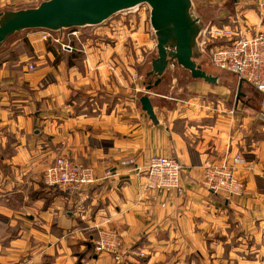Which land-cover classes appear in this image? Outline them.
Listing matches in <instances>:
<instances>
[{
    "label": "crops",
    "instance_id": "obj_1",
    "mask_svg": "<svg viewBox=\"0 0 264 264\" xmlns=\"http://www.w3.org/2000/svg\"><path fill=\"white\" fill-rule=\"evenodd\" d=\"M230 11L246 35L264 33V0ZM104 24L56 43L28 31L0 49V264H114L94 251L99 229L120 237L127 264H264L263 96L229 104L230 87L169 71L147 94L154 122L118 46L94 44ZM156 155L182 165L179 191L146 188ZM236 155L242 194L208 192L203 168ZM59 156L91 167L95 184L71 196L46 187Z\"/></svg>",
    "mask_w": 264,
    "mask_h": 264
},
{
    "label": "water",
    "instance_id": "obj_2",
    "mask_svg": "<svg viewBox=\"0 0 264 264\" xmlns=\"http://www.w3.org/2000/svg\"><path fill=\"white\" fill-rule=\"evenodd\" d=\"M146 5L154 41L146 84L139 99L141 109L155 122L150 104V90L162 80L166 71L180 68L193 80L207 85H219L217 75L206 71V56L200 43L206 27L197 11L196 0H44L37 6L0 11V49L14 36L28 31H40L60 37L71 30L87 29L106 23L113 16ZM238 86V90L240 88Z\"/></svg>",
    "mask_w": 264,
    "mask_h": 264
},
{
    "label": "built area",
    "instance_id": "obj_3",
    "mask_svg": "<svg viewBox=\"0 0 264 264\" xmlns=\"http://www.w3.org/2000/svg\"><path fill=\"white\" fill-rule=\"evenodd\" d=\"M72 36L77 33L73 31ZM42 40L57 42L51 34L42 32ZM216 43V44H215ZM71 51L72 47H62ZM200 50L210 64L221 71L234 74L241 82L248 83L264 95V33L246 35L239 19L233 18L230 25L207 27L202 35ZM29 70L33 67L29 65ZM264 108V96H263ZM264 120V112L262 114ZM242 157L236 155L220 163L203 168L202 186L212 194L240 195L243 184L236 178V166ZM132 161H129L131 163ZM182 165L172 156L156 155L146 165V188L153 191H179ZM109 172H106L107 176ZM97 181L91 167L66 156H59L45 169L43 183L50 189L75 195ZM93 248L96 253H108L114 264H127L128 253L120 237L111 230L97 231Z\"/></svg>",
    "mask_w": 264,
    "mask_h": 264
},
{
    "label": "rangeland",
    "instance_id": "obj_4",
    "mask_svg": "<svg viewBox=\"0 0 264 264\" xmlns=\"http://www.w3.org/2000/svg\"><path fill=\"white\" fill-rule=\"evenodd\" d=\"M41 1L44 0H7L6 2L3 1L4 4H2L3 7L0 8V11L4 9L18 10L35 7ZM198 1H200V8L197 11L204 17V21L206 22L205 29L208 26H225L231 24V21L228 18L229 16L233 17L231 14L232 12L230 11L231 0H225L223 4L218 0ZM228 21L230 22L228 23ZM97 29H100L103 34L101 37L98 36L99 39H96L94 44L100 45L104 43L106 45L105 47L118 46L116 52L125 56V62L123 65L125 66L123 67L125 74H129L133 68L137 80L139 79V81L141 80L142 83L146 84L145 74L150 68V59L153 56L154 50V41L152 39L149 25L148 7L146 5H141L134 10L117 14L110 18L104 26ZM100 38H102L103 41H101ZM204 56L206 55L204 54ZM206 64L210 67L208 71H210L211 74L217 75L224 86L230 87V93L225 96V101L227 103L231 104L236 100L242 101L245 93L251 95L255 101L264 96L263 94L254 91L253 87L244 81H241L238 90L240 81L234 74L214 68L207 57L204 65ZM178 82L180 86L185 84L183 78L178 80ZM143 88L144 86L142 85L141 94L143 93ZM159 90L163 91V89ZM167 90L169 91L170 89L167 88ZM172 93L176 98L185 97L184 93L177 89H172ZM209 97L211 96L206 98ZM222 97L224 98V96Z\"/></svg>",
    "mask_w": 264,
    "mask_h": 264
},
{
    "label": "flooded vegetation",
    "instance_id": "obj_5",
    "mask_svg": "<svg viewBox=\"0 0 264 264\" xmlns=\"http://www.w3.org/2000/svg\"><path fill=\"white\" fill-rule=\"evenodd\" d=\"M150 60H151V59H150ZM175 71H178L179 74H182L183 76H184L185 74H186V75L188 74L187 72L183 71L182 69L180 70L178 67L175 68ZM168 73H169V71L167 70L165 74H168Z\"/></svg>",
    "mask_w": 264,
    "mask_h": 264
}]
</instances>
